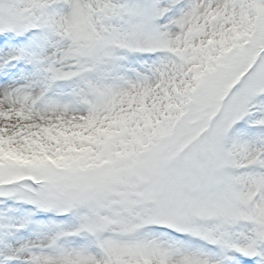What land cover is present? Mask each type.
<instances>
[{
  "label": "snow or ice",
  "instance_id": "6c2138e0",
  "mask_svg": "<svg viewBox=\"0 0 264 264\" xmlns=\"http://www.w3.org/2000/svg\"><path fill=\"white\" fill-rule=\"evenodd\" d=\"M0 264H264V0H0Z\"/></svg>",
  "mask_w": 264,
  "mask_h": 264
}]
</instances>
